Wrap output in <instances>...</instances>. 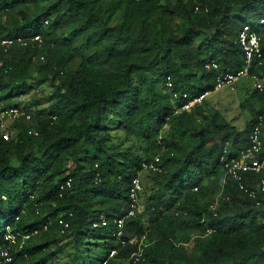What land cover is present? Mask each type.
Here are the masks:
<instances>
[{
	"label": "trees",
	"instance_id": "obj_1",
	"mask_svg": "<svg viewBox=\"0 0 264 264\" xmlns=\"http://www.w3.org/2000/svg\"><path fill=\"white\" fill-rule=\"evenodd\" d=\"M252 18L264 19V0H0V40L27 41L0 50V108L20 107L34 83L52 90L47 108L9 123V141L0 126V247L11 228L12 264H103L113 248L108 264L139 251L150 264H264V198L221 163L226 146L248 147L264 94L253 91L260 106L242 130L207 99L180 111L184 94L244 67L238 35ZM156 157L161 171L144 170ZM136 177L140 210L123 235L136 242L121 246L114 220Z\"/></svg>",
	"mask_w": 264,
	"mask_h": 264
},
{
	"label": "built area",
	"instance_id": "obj_2",
	"mask_svg": "<svg viewBox=\"0 0 264 264\" xmlns=\"http://www.w3.org/2000/svg\"><path fill=\"white\" fill-rule=\"evenodd\" d=\"M259 24H264V19L259 21V23H247L243 26L238 35V43L242 47L245 54V65L243 68L236 72H226L220 74L216 79L215 91H220L225 88L234 89L237 84L241 82L243 78L249 77L254 85V89L260 94H264V50L262 48L261 37L257 31ZM32 41L41 42L40 37H34ZM21 43L26 45L27 41L20 38H8L0 40V50L7 51L15 43ZM208 68L218 69V64L213 63L207 66ZM257 70V71H256ZM168 87L172 88L173 83L170 78H168ZM211 94V92H206L203 95L191 97L189 94H184L183 98L186 99L181 104L180 111H190L194 107L203 104L205 99ZM25 118L26 120H31L32 115L23 107H10L0 110V126L5 132L3 133L5 141H9L12 133L7 131L5 127L9 126L12 120ZM32 133V132H30ZM37 134V133H35ZM229 145V142L228 144ZM224 155L221 158V163L223 164L226 176L231 177L239 184V189L246 193L249 197L253 199H259L258 196L264 198V117L260 116L258 122L254 125L250 135H249V145L243 151L230 150L227 146L224 150ZM160 158L156 157L153 162H144V170H152L160 172L161 169L158 166ZM256 177V187H249L251 185V180L249 181V176ZM72 186V180L69 179L66 183V187ZM143 191L142 181L140 177H136L132 181V188L130 190V205L127 211V215L122 218H117L114 220L116 225L115 236L119 240L121 246H125L128 242L135 243L136 239H130L127 241L123 238L124 226L126 217H133L140 210V194ZM197 191V188L195 189ZM260 205V201H257ZM216 209V206L213 207ZM63 224V221H61ZM108 220L102 219V222L94 223V227L107 226ZM66 227L68 226L65 224ZM6 246L0 247V264H12L13 256L11 254V248L17 246L19 241L17 239V234L11 229H7L5 235ZM22 247V245H21ZM118 254V250L113 248L109 251L108 258L103 262V264H108L109 260L114 258ZM127 264H150L144 260L142 251L134 253L128 260Z\"/></svg>",
	"mask_w": 264,
	"mask_h": 264
},
{
	"label": "rangeland",
	"instance_id": "obj_3",
	"mask_svg": "<svg viewBox=\"0 0 264 264\" xmlns=\"http://www.w3.org/2000/svg\"><path fill=\"white\" fill-rule=\"evenodd\" d=\"M257 20L252 18L251 23H257ZM34 89L27 96L22 98L21 106L30 111L47 108L48 103L44 95L51 94L52 90L47 84L34 83ZM254 85L249 77L243 78L235 89L225 88L220 91H213L207 97V101L216 109L223 112L226 117L236 125L240 130L245 128L247 121L251 120L255 108L260 106L256 97L252 98ZM37 98L38 101L32 102V99ZM1 110V108H0ZM8 128V125L7 127ZM93 264H99L95 261Z\"/></svg>",
	"mask_w": 264,
	"mask_h": 264
},
{
	"label": "crops",
	"instance_id": "obj_4",
	"mask_svg": "<svg viewBox=\"0 0 264 264\" xmlns=\"http://www.w3.org/2000/svg\"><path fill=\"white\" fill-rule=\"evenodd\" d=\"M234 89H235V88H234ZM234 89H233V90H234ZM206 99H207V98H206Z\"/></svg>",
	"mask_w": 264,
	"mask_h": 264
}]
</instances>
